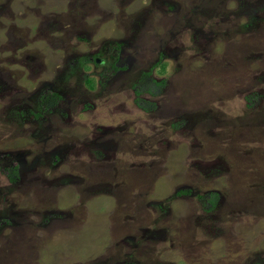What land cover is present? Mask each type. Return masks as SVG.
I'll return each instance as SVG.
<instances>
[{
    "label": "rangeland",
    "instance_id": "rangeland-1",
    "mask_svg": "<svg viewBox=\"0 0 264 264\" xmlns=\"http://www.w3.org/2000/svg\"><path fill=\"white\" fill-rule=\"evenodd\" d=\"M0 264H264V0H0Z\"/></svg>",
    "mask_w": 264,
    "mask_h": 264
},
{
    "label": "trees",
    "instance_id": "trees-1",
    "mask_svg": "<svg viewBox=\"0 0 264 264\" xmlns=\"http://www.w3.org/2000/svg\"><path fill=\"white\" fill-rule=\"evenodd\" d=\"M15 170V172H16V169H14Z\"/></svg>",
    "mask_w": 264,
    "mask_h": 264
}]
</instances>
